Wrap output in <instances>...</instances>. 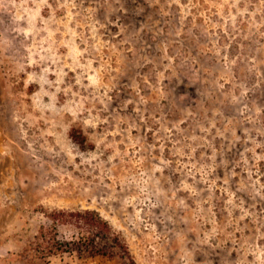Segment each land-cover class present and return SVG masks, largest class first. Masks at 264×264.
<instances>
[{
  "label": "rangeland",
  "instance_id": "obj_1",
  "mask_svg": "<svg viewBox=\"0 0 264 264\" xmlns=\"http://www.w3.org/2000/svg\"><path fill=\"white\" fill-rule=\"evenodd\" d=\"M71 209L135 264H264V0H0V264Z\"/></svg>",
  "mask_w": 264,
  "mask_h": 264
},
{
  "label": "trees",
  "instance_id": "obj_2",
  "mask_svg": "<svg viewBox=\"0 0 264 264\" xmlns=\"http://www.w3.org/2000/svg\"><path fill=\"white\" fill-rule=\"evenodd\" d=\"M46 214L48 226L39 229L29 264H49L51 258L64 254L80 259L116 256L135 264L125 241L97 212L71 209ZM59 229L73 231L71 240L59 237Z\"/></svg>",
  "mask_w": 264,
  "mask_h": 264
}]
</instances>
